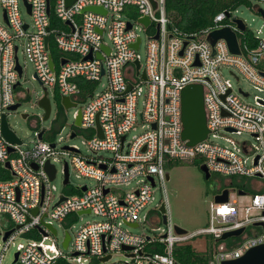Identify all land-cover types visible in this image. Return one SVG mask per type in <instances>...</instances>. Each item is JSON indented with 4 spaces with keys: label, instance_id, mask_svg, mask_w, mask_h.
Listing matches in <instances>:
<instances>
[{
    "label": "built area",
    "instance_id": "built-area-1",
    "mask_svg": "<svg viewBox=\"0 0 264 264\" xmlns=\"http://www.w3.org/2000/svg\"><path fill=\"white\" fill-rule=\"evenodd\" d=\"M154 1L155 9L151 0H73L70 4L66 0H0V215L11 223L0 229V264L16 235L27 241L16 251L17 264H57L58 260L67 264H177L175 252L186 246L209 258V264H221L264 245V101L256 96L253 104L246 103L248 94L240 89L235 93L221 75L222 68H232L254 89L264 91V17L257 4L261 0H252L249 7L262 21L256 30L233 16L237 10H224L208 27L192 33L170 30L164 0ZM20 5L30 23L22 20ZM87 8H100L105 14ZM144 17L150 21L148 27L139 22ZM236 20L243 23L244 31ZM223 28L236 35L239 54H232L223 39L210 43L209 35ZM140 33L146 37L143 64L138 55ZM19 54L32 65L33 79L43 89L37 104L45 94L50 104V97L57 95L60 101L67 98L76 105L70 109L80 110V126L70 127L66 137L72 140L83 133L85 154L75 145H60L61 136L51 138L52 131L38 127L29 148L24 149L18 137L20 144L3 137V116L16 112L19 108H10L26 99L19 90L25 69ZM190 84L203 86L208 130L206 139L193 146L181 140V90ZM241 133L252 136L256 145L228 137ZM191 159L200 160L209 174L252 179L250 204L238 208L228 195L226 203L209 206L207 226L190 234H177L168 218L161 235L132 234L129 230L139 228L145 219L139 217L145 207L153 204L158 212L164 203L154 193L164 191L167 164ZM47 163L55 169L53 180L45 170ZM58 163L64 189L70 186L72 172L77 179L92 180L93 185L55 195L52 183ZM121 186L131 188L127 192L116 189ZM34 209L36 214H32ZM84 215L96 221L76 226L77 217ZM155 218L162 222L159 213ZM56 226L74 231L65 230L59 241ZM250 226L251 236H245ZM241 228L244 232L234 246L223 245L224 233ZM9 230L13 232L3 240ZM66 233L70 241L64 249ZM199 242L203 250L193 245ZM69 248L70 256L64 252ZM117 254L125 261L111 262Z\"/></svg>",
    "mask_w": 264,
    "mask_h": 264
},
{
    "label": "rangeland",
    "instance_id": "rangeland-1",
    "mask_svg": "<svg viewBox=\"0 0 264 264\" xmlns=\"http://www.w3.org/2000/svg\"><path fill=\"white\" fill-rule=\"evenodd\" d=\"M255 4V3H254ZM258 6L264 10V0L257 3ZM20 14L23 21L30 23V18L28 17L25 8L20 5ZM233 16L243 20L250 30H256L262 26V21L258 14L249 8H238L237 13H233ZM142 38V43L138 51V55L141 63H144L145 59V44L146 37L144 33H140ZM19 62L25 65L24 74L20 81V91L26 96L25 100L21 101V106L19 109L10 113L6 117V122L9 128L15 133V135L23 142V148H29L34 142V133L36 128L45 129L51 132L56 129L53 126V121L56 118L57 105L53 97H50L51 101V114L50 118L46 121H42L43 111L39 108L37 104V98L41 97L43 89L39 83L33 79V67L27 61L25 56L19 54ZM232 73V74H231ZM221 75L224 79L229 80L232 89L235 93L239 92V89L248 94V97L244 99L246 103L253 104L254 97H259L264 101V91L259 92L253 88L252 84L245 79L237 70L232 68L224 67L221 69ZM236 77L238 79H236ZM78 108L70 109L64 111V129L61 131L60 135H55V139L62 137L63 141L60 145H75L77 146L83 154L86 153V148L82 145V141L85 139V135L80 133L75 139L69 140L66 136L70 131V127L73 126L74 117L73 113L76 112ZM22 113H27L29 118L23 120L21 118ZM139 132V130H138ZM135 134V133H132ZM231 140L242 143L246 142L248 145L254 147L256 145L255 139L246 133H241L239 135L233 134L228 136ZM217 143H224L223 141H215ZM102 156H108L102 154ZM248 157L250 156L247 155ZM251 164L250 158H248L247 165ZM201 164L198 159H191L186 161H174L165 168L166 174L169 176V180L165 182L164 191H156L154 193L155 198L161 199L166 205L167 218L170 220L173 226H177L187 233H193L208 224V208L214 203V197L218 195L221 190L228 189L229 191V201H235L238 208H243L250 204L252 190V179L246 177H235L233 182L234 185H229V179L219 176L217 174H210V178L206 180L204 174L200 170ZM57 176L53 181L52 186L55 188L54 194L58 195L60 192L66 193L68 188H73L76 186L87 185L92 186L93 181L85 178L77 179L74 173H70V186L66 189L62 185V174L61 165L58 163L56 165ZM231 181V180H230ZM263 182V181H261ZM131 187H134L132 184ZM131 187H117L119 191L127 192ZM238 188H243L246 190L245 195H238ZM76 193V192H74ZM154 205H149L145 207L140 213V218H145L142 220L140 227L136 229L129 230L135 235H161L162 230L165 229L162 222H159L155 218L158 212L153 208ZM256 212H253L255 214ZM96 221V217L92 215H84L77 217L76 226L84 225L87 222ZM11 227V223L6 219V217L0 215V229H6ZM57 227V226H56ZM69 230L73 232L74 229L69 227H57L58 240L61 241L64 237V231ZM252 226L246 228L244 235L251 236ZM260 230V229H256ZM240 240L239 237L229 238L223 241V245L234 246ZM198 241H201L200 239ZM49 243V241H46ZM27 241L25 237L16 235L13 240L9 243L4 254L3 264H11L14 259V254L21 245H26ZM197 250H203L204 247L201 243L193 244ZM3 248V243L0 239V254ZM66 255H71V248L64 251ZM125 261V258L120 255H114L111 262Z\"/></svg>",
    "mask_w": 264,
    "mask_h": 264
},
{
    "label": "water",
    "instance_id": "water-1",
    "mask_svg": "<svg viewBox=\"0 0 264 264\" xmlns=\"http://www.w3.org/2000/svg\"><path fill=\"white\" fill-rule=\"evenodd\" d=\"M73 0H66L67 4H70ZM153 8H156V2L154 0H151ZM86 10L92 11V12H99L101 14H105L104 11H102L100 8H87ZM28 12H29V7H28ZM258 12L261 14L262 17H264V12L262 9H258ZM139 22L143 24L145 27H148L149 25V19L147 17L139 19ZM236 24L238 25L239 29L241 31H244V25L240 20H236ZM26 28V26H25ZM128 29H130V25L128 24L127 26ZM155 38H158V34H156ZM210 43L214 45V43L219 40L223 39L226 41L227 46L229 48V51L232 54H239V48L237 44V39L236 35L228 28H223L220 30L213 31L209 35ZM47 41V39H46ZM139 41H137L135 44H133V48L137 49L138 48ZM108 52V50H107ZM88 56L87 58H89ZM65 61H62L64 63ZM136 66V70L138 71L140 65L139 62L136 60L134 62ZM50 65L52 67V62H50ZM17 72L19 76L21 75V70L17 66L16 67ZM143 79H145V76L143 75ZM17 84L15 85V87ZM130 88V87H129ZM60 104L64 110H68L70 108H74L76 105L74 103H71L67 98H62L60 101ZM39 108L42 109L43 111V117L42 121H46L49 119L50 116V102L48 98L46 97V94L43 99H41L38 103ZM20 107V104H15L13 105L10 110L11 111H16L17 108ZM28 114L22 113L21 118L23 120H26L28 118ZM80 110L77 111V116L74 120L73 126L79 127L80 126ZM181 122H182V132H181V140L186 141L187 146H193L203 140L206 139L208 130L206 128V113L204 109V103H203V86L200 84H190L184 87L181 90ZM97 128L99 130V137H101V131L99 128V125L97 124ZM1 132L3 137L5 138L6 141L12 144H20V140L17 138L15 133L9 128L5 116L2 118V123H1ZM43 130L39 134V138L42 137ZM75 135L72 133L71 138H73ZM124 140V137L121 139V141ZM65 150H70L74 151L73 148L70 147H64ZM45 170L49 176L50 180L54 179L55 176V169L52 165L46 164ZM201 172L204 174V178L208 180L210 178V174L208 173L207 169L205 166H200ZM169 180L168 174H166V181ZM149 182L152 184V179L149 178ZM68 183V177H67V167L65 166V180L64 184ZM84 190V189H83ZM106 192V191H105ZM246 193L242 191H238V195H245ZM228 195L229 191L228 189H224L220 192V194L216 195L214 197V203L216 204H222L226 203L228 201ZM63 197H61V200ZM37 210L34 209L32 210V214H36ZM88 213V212H87ZM158 213L161 215V221L163 224L166 223V218H167V211H166V205L165 203H162L159 208H158ZM81 214V213H78ZM255 225H261L263 226L262 223H257ZM137 225L134 224L133 227H136ZM49 229L52 234H55V230L52 229L49 226ZM41 232V230L39 229ZM175 231L177 234H185L186 231L175 226ZM13 232V230H9L5 232L3 240H6L8 236ZM244 232V228L235 230V231H230L224 233L220 240L225 241L229 238H236L239 237L242 233ZM70 241L69 235L66 233L64 242L62 244L63 248L66 249L68 246V243ZM108 259V258H107ZM18 260V253L16 252L14 254V259L11 262V264H17ZM106 260V259H105ZM221 264H264V245H260L257 247H254L250 250H248L242 257L236 260L232 261H223Z\"/></svg>",
    "mask_w": 264,
    "mask_h": 264
},
{
    "label": "trees",
    "instance_id": "trees-1",
    "mask_svg": "<svg viewBox=\"0 0 264 264\" xmlns=\"http://www.w3.org/2000/svg\"><path fill=\"white\" fill-rule=\"evenodd\" d=\"M252 5V0H164L165 12L169 20L168 28L170 30L176 28L182 32L192 33L208 27L213 18L224 10H237L238 8H249ZM52 16V14H51ZM252 48H255V43L250 42ZM54 100L57 105L56 118L53 121V126L56 129L52 130V137L58 132L64 124V109L60 104L59 96H55ZM169 162L167 165H170ZM199 163L201 161L199 160ZM235 177L229 179V185H234ZM231 180V181H230ZM238 191L246 193L243 188H238ZM254 194L253 191H250ZM158 252L163 253L164 249L158 246ZM177 264H209V258L198 255L193 252L189 246L177 250L175 252ZM57 264H67L64 260H58Z\"/></svg>",
    "mask_w": 264,
    "mask_h": 264
},
{
    "label": "flooded vegetation",
    "instance_id": "flooded-vegetation-1",
    "mask_svg": "<svg viewBox=\"0 0 264 264\" xmlns=\"http://www.w3.org/2000/svg\"><path fill=\"white\" fill-rule=\"evenodd\" d=\"M50 107H51V104H50ZM26 114H27V113H26ZM28 118H29V116H28ZM28 118H27V119H28Z\"/></svg>",
    "mask_w": 264,
    "mask_h": 264
}]
</instances>
